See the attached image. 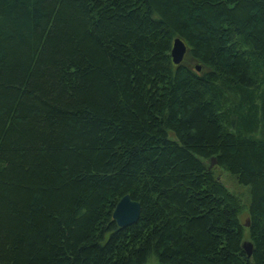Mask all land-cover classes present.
I'll return each instance as SVG.
<instances>
[{"label":"trees","instance_id":"trees-1","mask_svg":"<svg viewBox=\"0 0 264 264\" xmlns=\"http://www.w3.org/2000/svg\"><path fill=\"white\" fill-rule=\"evenodd\" d=\"M0 264H264V0H0Z\"/></svg>","mask_w":264,"mask_h":264},{"label":"water","instance_id":"water-1","mask_svg":"<svg viewBox=\"0 0 264 264\" xmlns=\"http://www.w3.org/2000/svg\"><path fill=\"white\" fill-rule=\"evenodd\" d=\"M186 50L184 42L179 37H174L170 46V59L173 64H179L183 58ZM195 70H199L198 66H195ZM214 163V159L209 158V167ZM139 203L132 200L129 195L125 194L121 196L115 203L111 211V219L118 227H124L135 223L139 215ZM244 225L247 226L248 222L245 220ZM241 247L248 257L251 253V245L248 241H243Z\"/></svg>","mask_w":264,"mask_h":264},{"label":"rangeland","instance_id":"rangeland-1","mask_svg":"<svg viewBox=\"0 0 264 264\" xmlns=\"http://www.w3.org/2000/svg\"><path fill=\"white\" fill-rule=\"evenodd\" d=\"M184 62L188 66H195V62L191 61L190 59H185ZM211 169L214 172V175L216 178L220 180V182L223 184L225 189L231 193L234 197H236L238 204H239V221L242 223L243 227H246L244 225L245 220H247V204H248V190L246 187L240 186L236 183V181L229 176L225 171L217 168L216 166H211ZM244 240L248 241L247 238V232L244 230Z\"/></svg>","mask_w":264,"mask_h":264}]
</instances>
